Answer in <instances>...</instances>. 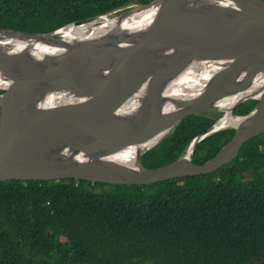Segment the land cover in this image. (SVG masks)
Here are the masks:
<instances>
[{
  "label": "water",
  "instance_id": "1",
  "mask_svg": "<svg viewBox=\"0 0 264 264\" xmlns=\"http://www.w3.org/2000/svg\"><path fill=\"white\" fill-rule=\"evenodd\" d=\"M104 20L110 26L67 42ZM183 73L198 82L172 98ZM0 85V182L147 186L208 175L264 133V1L152 0L50 33L0 29ZM225 90L239 96L225 110L211 106ZM249 100L255 107L235 115ZM212 112L220 116L180 158L143 164L187 117ZM229 113L237 123L224 124ZM226 129L234 133L217 154L195 162L197 145Z\"/></svg>",
  "mask_w": 264,
  "mask_h": 264
},
{
  "label": "trees",
  "instance_id": "2",
  "mask_svg": "<svg viewBox=\"0 0 264 264\" xmlns=\"http://www.w3.org/2000/svg\"><path fill=\"white\" fill-rule=\"evenodd\" d=\"M150 1L0 0V29L50 33ZM256 104L246 101L233 112L244 116ZM218 114L187 117L142 156L143 164L154 169L174 162ZM233 133L202 140L194 161L214 157ZM258 263L264 264V133L208 175L147 186L0 182V264Z\"/></svg>",
  "mask_w": 264,
  "mask_h": 264
},
{
  "label": "bare ground",
  "instance_id": "3",
  "mask_svg": "<svg viewBox=\"0 0 264 264\" xmlns=\"http://www.w3.org/2000/svg\"><path fill=\"white\" fill-rule=\"evenodd\" d=\"M103 22V21H102ZM110 26V23H108L106 20H104L103 24L101 26L95 27L94 24H87L84 25L78 29H73L74 32H78L76 35H69L66 37L67 42H72L78 37H85L90 35L91 33H96L99 29H103ZM198 79L193 77L191 74H181L177 78V87L171 91V97L172 98H184L186 97L191 89L194 87L195 84H197ZM1 86V85H0ZM133 86V85H132ZM128 86H126L127 88ZM239 95H230L228 91H222L220 96L217 95L216 98L213 99L212 105L213 107H217L220 109H227L228 106L232 103L231 101L238 97ZM224 124H233L237 123L238 120L233 117V115L227 114L225 119L223 120Z\"/></svg>",
  "mask_w": 264,
  "mask_h": 264
},
{
  "label": "rangeland",
  "instance_id": "4",
  "mask_svg": "<svg viewBox=\"0 0 264 264\" xmlns=\"http://www.w3.org/2000/svg\"><path fill=\"white\" fill-rule=\"evenodd\" d=\"M113 16H115V15H113ZM110 17H112V16H110ZM220 116V114H218V117ZM258 264H262V263H258Z\"/></svg>",
  "mask_w": 264,
  "mask_h": 264
},
{
  "label": "built area",
  "instance_id": "5",
  "mask_svg": "<svg viewBox=\"0 0 264 264\" xmlns=\"http://www.w3.org/2000/svg\"><path fill=\"white\" fill-rule=\"evenodd\" d=\"M0 91H2V90H0ZM1 95V94H0Z\"/></svg>",
  "mask_w": 264,
  "mask_h": 264
}]
</instances>
